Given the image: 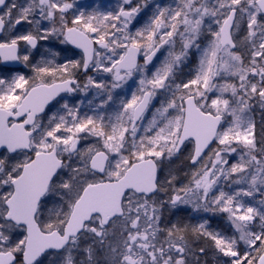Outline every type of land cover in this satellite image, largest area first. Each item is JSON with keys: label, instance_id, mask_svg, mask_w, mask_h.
<instances>
[{"label": "snow or ice", "instance_id": "1", "mask_svg": "<svg viewBox=\"0 0 264 264\" xmlns=\"http://www.w3.org/2000/svg\"><path fill=\"white\" fill-rule=\"evenodd\" d=\"M0 264H264V0H0Z\"/></svg>", "mask_w": 264, "mask_h": 264}, {"label": "flooded vegetation", "instance_id": "2", "mask_svg": "<svg viewBox=\"0 0 264 264\" xmlns=\"http://www.w3.org/2000/svg\"><path fill=\"white\" fill-rule=\"evenodd\" d=\"M82 2H86V3H88V0H82ZM90 2H92V0H90Z\"/></svg>", "mask_w": 264, "mask_h": 264}, {"label": "rangeland", "instance_id": "3", "mask_svg": "<svg viewBox=\"0 0 264 264\" xmlns=\"http://www.w3.org/2000/svg\"><path fill=\"white\" fill-rule=\"evenodd\" d=\"M88 3H91L90 0H88Z\"/></svg>", "mask_w": 264, "mask_h": 264}]
</instances>
